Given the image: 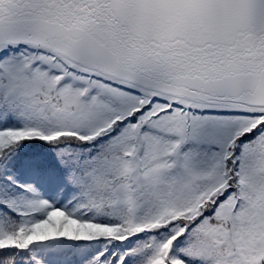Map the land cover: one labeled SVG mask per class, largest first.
Instances as JSON below:
<instances>
[{
  "label": "snow or ice",
  "instance_id": "snow-or-ice-1",
  "mask_svg": "<svg viewBox=\"0 0 264 264\" xmlns=\"http://www.w3.org/2000/svg\"><path fill=\"white\" fill-rule=\"evenodd\" d=\"M0 264H264V0H0Z\"/></svg>",
  "mask_w": 264,
  "mask_h": 264
}]
</instances>
